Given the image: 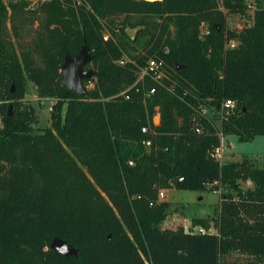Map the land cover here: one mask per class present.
<instances>
[{
  "label": "trees",
  "instance_id": "16d2710c",
  "mask_svg": "<svg viewBox=\"0 0 264 264\" xmlns=\"http://www.w3.org/2000/svg\"><path fill=\"white\" fill-rule=\"evenodd\" d=\"M245 2L0 0V89L8 84L9 100L0 102V264H264V166L215 159L220 130L203 113L232 99L234 111L217 115L224 135L243 142L264 135V0H253V15ZM224 8L252 22L229 28ZM8 11L15 36L22 23L39 21L38 38L16 44ZM122 14L144 16L127 19L133 27L163 18L141 53L127 52L126 26L122 39H104L107 22ZM230 40L238 45L227 48ZM84 45L99 67L89 78L94 87L78 94L63 84L61 64ZM125 53L135 62L117 63ZM150 57L166 61L169 78L147 82L157 91L145 103L140 84L131 85ZM28 81L40 97L58 98L51 127H34L36 110L23 101ZM240 179L253 189L242 191ZM218 185L240 194L222 193L217 232L197 218L204 231L163 228L161 188ZM55 237L79 254L54 250Z\"/></svg>",
  "mask_w": 264,
  "mask_h": 264
},
{
  "label": "rangeland",
  "instance_id": "374dc122",
  "mask_svg": "<svg viewBox=\"0 0 264 264\" xmlns=\"http://www.w3.org/2000/svg\"><path fill=\"white\" fill-rule=\"evenodd\" d=\"M6 3L10 0H4ZM16 1V0H15ZM77 1V0H76ZM81 1V0H78ZM245 4L247 5V10L254 14L256 6L253 3V0H246ZM226 18L228 21L229 28H238L242 29L246 25L252 22L251 20H247L246 16L242 13L230 12L228 9H225ZM144 16H140L137 14H133L130 16L115 15L113 20L115 23L107 22L105 27V33L110 34V38L114 40H119L123 38V29L126 26V20L129 19L130 22L137 24ZM149 22V26L146 24H138L145 25L147 29H143L138 32L136 39L127 41L126 47L127 52L132 54L141 53L144 51V47L146 42L150 39L151 35L156 32H160V25L163 21V18L156 15H150L145 17ZM249 22V23H248ZM23 25L20 27L21 23L18 24L20 27L19 33L20 36H15V33L12 29V20L10 12L8 11L7 15V30L10 36H12V40L18 44L19 40H22L23 43L25 41L33 42L38 38V33L36 32L37 27H39V21L33 24L22 23ZM127 27V26H126ZM202 33H207L206 25L202 28ZM227 47V46H226ZM123 57L129 58L127 53L124 54ZM121 57L120 59H122ZM120 59L117 60V63L120 64ZM98 65L90 61L86 66L85 70H92L95 73L98 70ZM93 76V75H92ZM91 76V77H92ZM91 77L84 79V87L85 89H91L94 87L96 83V79ZM89 79V80H87ZM132 86V85H131ZM7 87L8 84L4 86V88L0 89V102H9L7 97ZM25 103L32 104L36 110L37 118L34 122V127L42 128V127H51L53 125V121L51 118V107L55 105L58 101L57 97H40L37 92L36 86L28 81V93L23 98ZM11 111L13 110V105L10 107ZM209 117L215 122V124L220 127L222 126V120L217 118L218 111L209 110ZM155 124H159L161 119L158 117V113H156L153 117ZM2 121L0 118V127L2 126ZM225 150L224 157L222 159L225 161H238L243 159L244 157L251 158L254 160L260 167L264 166V135L256 136L252 141L243 142L238 139L236 135H227L225 140ZM90 177L91 174H89ZM240 189L242 191L251 190L254 187V183L249 179H240ZM239 190H235L232 188H226L221 185H218L214 188H209L204 191L200 190H178L174 187L165 189V197L163 199H159L160 201H165L168 203V217L166 221L163 223V228L167 229H175L180 225H184L185 228L189 231H204L205 228L202 225L196 224L193 222V219H201L206 220L211 224V231H218V224L223 215L222 211V193L224 192H233L236 195L240 194Z\"/></svg>",
  "mask_w": 264,
  "mask_h": 264
},
{
  "label": "built area",
  "instance_id": "2783aa9c",
  "mask_svg": "<svg viewBox=\"0 0 264 264\" xmlns=\"http://www.w3.org/2000/svg\"><path fill=\"white\" fill-rule=\"evenodd\" d=\"M27 1V0H25ZM39 1H44V0H32L33 2V6L35 4H37ZM104 39L105 40H109L110 39V34L106 33L104 34ZM238 45V41L237 40H230L227 42L226 46L227 48H235ZM130 61L135 62L134 60H131L130 58L127 57H123L122 59H120V64L124 65ZM166 78H169V74L167 72V67H166V61L163 58H157V57H150L145 65H142L140 67V71H139V77L136 81L135 84H133L132 86L137 85L138 83L140 84V87L137 88L138 91L140 90H144V101L145 103L147 102L148 99H150V97H152L153 94L156 93L157 91V85L151 86L149 87L147 85V82L149 80L154 81L156 84H163L164 80ZM138 84V85H139ZM131 86V87H132ZM130 87V88H131ZM129 97V96H127ZM236 107V102L232 99H227L223 102L222 104V108L220 111H218V114L223 117V114L225 112L229 113L230 111H234ZM53 109V107H51V110ZM211 109H204L203 113L208 115V111ZM209 116V115H208ZM158 117L159 119H161V115L158 112ZM222 120V118H220ZM215 123V122H214ZM219 128V134L221 136V144L220 146H218L213 152H212V156L219 160L220 162H223L222 159L224 157V150H225V143L224 140L226 138L227 135H224V133L222 132V126L218 127ZM151 124L148 123L144 126H142V132L149 134L151 133ZM196 131L197 132H201L202 131V127L200 125H197L196 127ZM143 143L147 146L150 147L153 144V140L152 138H147L143 140ZM131 165L134 164V161H130L129 162ZM165 188H161L159 190V199H163L165 197Z\"/></svg>",
  "mask_w": 264,
  "mask_h": 264
},
{
  "label": "water",
  "instance_id": "95a60500",
  "mask_svg": "<svg viewBox=\"0 0 264 264\" xmlns=\"http://www.w3.org/2000/svg\"><path fill=\"white\" fill-rule=\"evenodd\" d=\"M145 25L127 26L126 32L131 39H136L139 31L145 29ZM92 54L89 52L87 45H84L79 54L75 57L67 55L65 61L61 64L63 73V84L75 91L78 94H83L86 89L84 87V79L91 77L93 71L85 70V66L92 61ZM51 247L66 255H78L79 249L73 244L68 243L67 240L55 237L51 243Z\"/></svg>",
  "mask_w": 264,
  "mask_h": 264
}]
</instances>
